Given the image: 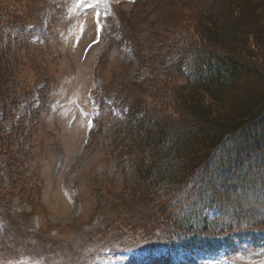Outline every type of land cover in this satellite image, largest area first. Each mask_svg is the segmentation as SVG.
<instances>
[{
    "label": "rangeland",
    "instance_id": "1",
    "mask_svg": "<svg viewBox=\"0 0 264 264\" xmlns=\"http://www.w3.org/2000/svg\"><path fill=\"white\" fill-rule=\"evenodd\" d=\"M2 1L30 33L15 48L19 78L32 88L49 80L52 93L26 158L1 175L0 264H264V242L251 240L210 256L158 250L161 221L135 185L119 107L125 77L137 67L133 48L151 64L157 25L179 21L184 1ZM253 171L224 206L248 207L264 223V186L255 187L264 173ZM222 172L214 167L209 179L230 184Z\"/></svg>",
    "mask_w": 264,
    "mask_h": 264
},
{
    "label": "trees",
    "instance_id": "2",
    "mask_svg": "<svg viewBox=\"0 0 264 264\" xmlns=\"http://www.w3.org/2000/svg\"><path fill=\"white\" fill-rule=\"evenodd\" d=\"M183 1L179 21L157 25L151 64L133 48L137 67L119 106L130 166L161 221L160 248L231 253L244 240L264 242V223L248 207L234 204L231 214L224 206L240 180L264 173V0ZM10 9L0 0V187L3 170L26 158L52 93L49 80L32 88L19 78L15 48L30 33ZM214 167L225 168L230 184L209 179Z\"/></svg>",
    "mask_w": 264,
    "mask_h": 264
}]
</instances>
